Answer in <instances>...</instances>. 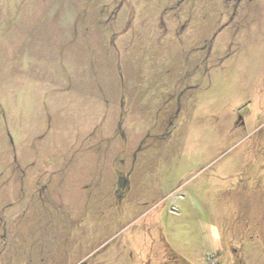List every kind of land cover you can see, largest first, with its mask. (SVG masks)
I'll return each mask as SVG.
<instances>
[{"label":"rangeland","instance_id":"obj_1","mask_svg":"<svg viewBox=\"0 0 264 264\" xmlns=\"http://www.w3.org/2000/svg\"><path fill=\"white\" fill-rule=\"evenodd\" d=\"M264 264V0H0V264Z\"/></svg>","mask_w":264,"mask_h":264},{"label":"trees","instance_id":"obj_2","mask_svg":"<svg viewBox=\"0 0 264 264\" xmlns=\"http://www.w3.org/2000/svg\"><path fill=\"white\" fill-rule=\"evenodd\" d=\"M183 264H188L187 262H184Z\"/></svg>","mask_w":264,"mask_h":264},{"label":"flooded vegetation","instance_id":"obj_3","mask_svg":"<svg viewBox=\"0 0 264 264\" xmlns=\"http://www.w3.org/2000/svg\"><path fill=\"white\" fill-rule=\"evenodd\" d=\"M170 264H173V263H170ZM182 264V263H181Z\"/></svg>","mask_w":264,"mask_h":264}]
</instances>
